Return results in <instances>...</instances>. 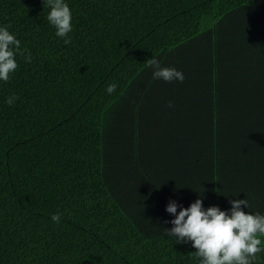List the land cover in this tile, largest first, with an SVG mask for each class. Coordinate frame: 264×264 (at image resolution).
Masks as SVG:
<instances>
[{
    "label": "trees",
    "instance_id": "obj_1",
    "mask_svg": "<svg viewBox=\"0 0 264 264\" xmlns=\"http://www.w3.org/2000/svg\"><path fill=\"white\" fill-rule=\"evenodd\" d=\"M64 2L67 45L45 0H0V27L32 57L17 56V70L0 81V264H198L190 242L166 234L175 216L165 209L188 208L197 199L178 196L191 191L222 210L244 183L233 170L250 136L263 135L252 153L264 164V59L255 57L264 49L255 36L262 3ZM153 57L183 82L154 80L145 67ZM202 132L214 151L196 171L166 181L150 172L156 153L179 166L184 143L194 147ZM253 264H264V252Z\"/></svg>",
    "mask_w": 264,
    "mask_h": 264
},
{
    "label": "clouds",
    "instance_id": "obj_2",
    "mask_svg": "<svg viewBox=\"0 0 264 264\" xmlns=\"http://www.w3.org/2000/svg\"><path fill=\"white\" fill-rule=\"evenodd\" d=\"M50 8L47 20L55 29V35L64 40L67 45L71 43L69 33L72 32V12L64 0H45ZM17 56L24 58L25 62L32 60L30 52L21 48L20 41L9 31V26L0 27V81L8 82L10 75L17 68ZM145 67L153 70V79L164 82H183V73L174 68L162 67L155 58L145 61ZM117 85L110 83L106 92L112 94ZM18 97L10 96L6 99L12 105ZM169 108L173 107L171 103ZM231 210L221 211L217 206L208 209L202 207V199H197L188 208H180L169 202L165 211L175 216L171 220L172 228L165 230L166 234L176 237L177 243H191L195 250L194 257L198 264H253L257 255L264 252V215L249 214L241 210L248 207V201L230 200ZM59 212L51 216V220L59 224Z\"/></svg>",
    "mask_w": 264,
    "mask_h": 264
},
{
    "label": "crops",
    "instance_id": "obj_3",
    "mask_svg": "<svg viewBox=\"0 0 264 264\" xmlns=\"http://www.w3.org/2000/svg\"><path fill=\"white\" fill-rule=\"evenodd\" d=\"M260 2L262 3V7H259V8L256 7L255 13L260 12L264 14V0H260ZM243 17L244 16L239 18L240 22L238 23V27L243 26L244 23H241V21L242 20L245 21V19L248 18L246 13H245V18ZM256 28H255L256 29L255 36L264 42V21L262 20L259 26ZM262 49L263 48L258 49L257 54L255 52L256 54L255 57L264 59V49L263 50ZM206 131L208 132V130ZM202 134L203 132L199 135L195 133L196 141H195L194 147L189 146L188 144L184 143V149L182 151V156H181V163L179 166H177L176 163L169 164V165L168 164L163 165L162 161L158 157V154L155 152L156 154L153 157L155 158L157 165L153 164L152 169L150 166V169H151L150 172H153L156 167L162 173L163 177L165 178L164 181H166V180L178 179L179 174L181 175H184L186 173L190 174L196 171L198 167L201 165L202 159L205 157L203 153L206 152V156H207V155H211L214 151L213 149L214 146L211 141H208L209 139L207 138V136H205L206 141L200 140ZM262 137L263 135H259L255 137L250 136L249 138L244 139V146L246 147L245 150L238 147L239 149L238 150V153H239L238 160L236 162V165L233 171H239V173L242 172L241 176L244 175V183H240L232 191L233 193L238 192V194L232 195L231 194L232 192H231L229 195L226 196L224 200L225 202L222 205L221 211L229 212L231 210V204L229 203L230 200H243V199H246L248 201V207L245 209L243 208V206H241L242 211H245L249 214H257V213L261 214L260 209L262 210L264 209V192H263L264 191V164H261V163L256 164L255 156H257V153L256 154L252 153V145L254 143L260 145L259 142L260 140H262ZM224 140L225 138L223 139L222 143L225 142ZM199 148H203V152L199 151ZM228 150L231 152L232 151L237 152V149L234 146L232 148H229ZM229 157L230 155L227 157V160L225 159L226 166L223 167L224 169L226 168V170L230 163ZM262 157L264 159V152H263ZM253 164H255L256 168H252ZM253 173L258 175V181H256L255 183H249L248 180L250 179H247L246 177L248 175H253ZM203 195H205V193L191 192V191L190 193H184L183 191V194L178 196V198L180 199V201H184V200L192 201L195 199L205 200L208 198V196L201 197ZM204 205L205 204L203 203L202 207L204 209H208Z\"/></svg>",
    "mask_w": 264,
    "mask_h": 264
}]
</instances>
